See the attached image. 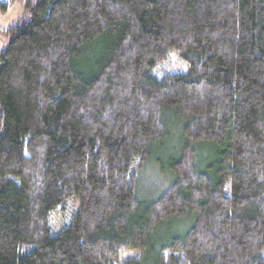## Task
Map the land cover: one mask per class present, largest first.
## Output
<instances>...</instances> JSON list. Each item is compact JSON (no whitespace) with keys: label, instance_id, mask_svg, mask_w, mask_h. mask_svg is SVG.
Returning a JSON list of instances; mask_svg holds the SVG:
<instances>
[{"label":"trees","instance_id":"16d2710c","mask_svg":"<svg viewBox=\"0 0 264 264\" xmlns=\"http://www.w3.org/2000/svg\"><path fill=\"white\" fill-rule=\"evenodd\" d=\"M20 4L0 30V264H264V0ZM170 54L187 72L158 77Z\"/></svg>","mask_w":264,"mask_h":264},{"label":"rangeland","instance_id":"374dc122","mask_svg":"<svg viewBox=\"0 0 264 264\" xmlns=\"http://www.w3.org/2000/svg\"><path fill=\"white\" fill-rule=\"evenodd\" d=\"M0 2L7 5L5 12L0 10V30L3 31L10 25L17 23L22 18L23 10L20 0H0ZM7 42V37L0 32V55L2 50L6 47ZM154 72L158 77H162L165 74H184L187 72V66L181 61L178 55L170 54L168 59L159 65ZM175 146L176 145L173 140H167L165 146H163L161 150H158L157 154L162 156V160L166 161L171 155L169 150L171 147ZM158 171L159 169H157L156 165L152 163L144 170L145 173L141 175L140 192L144 198H151L161 189L164 183V178L161 175L156 174ZM76 207L77 200L75 198H71L67 207H65V209L67 208L65 215L63 217H53L51 219V229L54 233L59 231L67 221L69 222V219L75 212ZM138 256L139 253L136 251H129L122 256L121 261L136 258Z\"/></svg>","mask_w":264,"mask_h":264}]
</instances>
